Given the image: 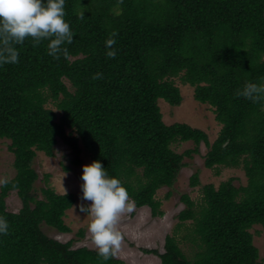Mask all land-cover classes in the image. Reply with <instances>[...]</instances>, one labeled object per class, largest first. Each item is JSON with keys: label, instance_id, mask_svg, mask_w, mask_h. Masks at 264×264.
Returning a JSON list of instances; mask_svg holds the SVG:
<instances>
[{"label": "trees", "instance_id": "trees-1", "mask_svg": "<svg viewBox=\"0 0 264 264\" xmlns=\"http://www.w3.org/2000/svg\"><path fill=\"white\" fill-rule=\"evenodd\" d=\"M64 8L74 31L62 45L67 59L48 55L46 40L26 38L15 45L19 62L0 66V139L10 140L16 169L0 185V215L9 221L0 264L123 262L103 261L96 249L43 230L72 231L65 218L75 193L56 192L49 173L37 187L34 167L39 153L55 155L60 139L74 152L73 164L81 163L83 144L92 161L121 179L136 207L149 206L155 216L164 214L157 191L174 185L185 157L203 143L207 168H241L246 183L204 184L200 201L182 194L185 207L164 251H146L161 264H264L251 231L264 228V101L235 95L246 81L264 78V0H65ZM113 31L117 54L108 58L104 41ZM96 72L102 77L92 79ZM177 78L213 108L222 125L214 141L199 127L164 120L161 98L172 106L183 101ZM185 141L195 146L178 151L175 144ZM190 184H201L199 170ZM11 191L21 199L18 211L7 207Z\"/></svg>", "mask_w": 264, "mask_h": 264}, {"label": "rangeland", "instance_id": "rangeland-1", "mask_svg": "<svg viewBox=\"0 0 264 264\" xmlns=\"http://www.w3.org/2000/svg\"><path fill=\"white\" fill-rule=\"evenodd\" d=\"M181 86L183 101L178 106H172L165 99L161 98L160 106L166 123L175 121L187 122L194 127L205 130L210 141H214L221 129V124L215 119L213 108L205 103H200L194 98V88L189 84H182L180 79H176ZM8 139H0V177L12 178L16 169L14 167V154L9 150ZM195 146L193 141H185L175 144V148L183 152L186 149ZM83 148L80 158L81 163L73 164L74 152L70 147L65 145L60 139L56 147L54 156H47L39 153L34 160V167L39 173L37 187L44 186L45 174H51L49 185L58 193L73 192L76 195V202L73 207L67 211L66 222L72 228L71 232H60L46 224L43 230L53 238L61 241L75 239L74 245L88 246L96 249L87 232L88 217L85 213L79 211L81 203H90L81 200L80 176L82 167L85 163H91L90 154ZM207 151L206 146L200 145V152L193 153L192 157H185L188 162L182 167L177 180L171 187L163 186L157 193L156 197L161 201V209L163 215L155 216L152 214L149 206L135 207L132 213H125L121 216L118 223V229L122 233L121 248L116 256L123 262L120 264H161L159 254L148 252V249H157L159 252L164 251L165 237L174 231L178 223V214L185 207L181 196L188 193L195 201L202 198V186L204 184L213 183L218 186L221 181L230 177L234 178L235 184H245L247 177L241 168L223 167L220 174H216L215 170L207 168L204 164V155ZM63 164L71 166V170H66ZM199 170L201 184L191 186L190 176L193 172ZM15 172V173H14ZM66 191V192H65ZM170 192V193H169ZM7 207L11 211H18L22 206L20 197L16 191H11L6 198ZM83 229V235L78 232ZM251 231L254 234V242L259 247L261 258L264 261V228L261 225H254ZM185 252H188L189 246L182 244Z\"/></svg>", "mask_w": 264, "mask_h": 264}, {"label": "clouds", "instance_id": "clouds-1", "mask_svg": "<svg viewBox=\"0 0 264 264\" xmlns=\"http://www.w3.org/2000/svg\"><path fill=\"white\" fill-rule=\"evenodd\" d=\"M65 0H0V66L19 62V52L15 45L31 38L34 45L46 40L47 54L53 58L63 55L68 58L67 47L73 41L74 31L65 19ZM84 17L83 10L77 13ZM116 32L104 41L105 56L114 58L117 54L113 45ZM102 77L96 72L92 79ZM253 102L264 101V78L260 82L246 81L235 93ZM81 203L79 211L88 219L87 232L103 261L115 257L121 248L122 233L118 229L120 218L135 210V201L127 187L115 175H109L99 159L85 163L80 176ZM9 179L0 177V185L8 184ZM66 192V191H65ZM9 231V221L0 215V235Z\"/></svg>", "mask_w": 264, "mask_h": 264}, {"label": "bare ground", "instance_id": "bare-ground-1", "mask_svg": "<svg viewBox=\"0 0 264 264\" xmlns=\"http://www.w3.org/2000/svg\"><path fill=\"white\" fill-rule=\"evenodd\" d=\"M242 38H243V36H242ZM245 41V40H244ZM180 49H182V48H180ZM112 81V80H111ZM215 105V104H214ZM224 110V109H223ZM120 138V137H119ZM15 173V172H14ZM148 249V248H147ZM146 250V249H145Z\"/></svg>", "mask_w": 264, "mask_h": 264}]
</instances>
